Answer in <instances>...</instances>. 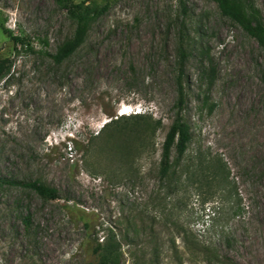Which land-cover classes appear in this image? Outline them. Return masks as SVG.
Segmentation results:
<instances>
[{
    "label": "rangeland",
    "instance_id": "rangeland-1",
    "mask_svg": "<svg viewBox=\"0 0 264 264\" xmlns=\"http://www.w3.org/2000/svg\"><path fill=\"white\" fill-rule=\"evenodd\" d=\"M183 1L185 15L179 0H96L108 8L56 65L50 54L76 26L65 10L56 0H0V58L13 60L0 79V173L58 192L0 196V264H93L110 230L122 240L120 264H264V48L215 1ZM251 2L264 23V0ZM182 18L191 138L181 158L172 151L167 178L159 161L176 111ZM4 29L31 49L14 50ZM122 107L144 116L128 163L112 160L122 136L102 132ZM23 209L36 236L26 235Z\"/></svg>",
    "mask_w": 264,
    "mask_h": 264
},
{
    "label": "trees",
    "instance_id": "trees-1",
    "mask_svg": "<svg viewBox=\"0 0 264 264\" xmlns=\"http://www.w3.org/2000/svg\"><path fill=\"white\" fill-rule=\"evenodd\" d=\"M180 1L181 13L187 14V8L183 0ZM216 2L217 7L221 14L229 17L235 24L239 25L249 36L253 37L257 43L264 48V23L260 19V14L252 4V0H213ZM56 3L66 12L68 18L75 22L76 26L72 35L65 41L60 43L55 52L50 54V58L53 64L60 65L66 60H69L79 48L83 46L86 41L88 34V22L99 14L104 12L108 5L105 2L101 7L96 0H56ZM178 27V40H177V60H176V111L174 119L170 124L168 131L166 132L164 141L161 146V156L159 161V173L160 177H169L171 175V167L176 164L172 161V151L175 150L177 159L181 158L183 153L186 151L189 144L191 134L188 124L186 123L182 114L184 103H185V89L183 85L184 68L185 63L192 53V50L187 47L186 24L185 19L179 20ZM185 29V30H184ZM4 32L13 41L14 50L18 51L22 46L31 49V42L23 36L13 35L11 31L4 29ZM208 63V72L206 77L209 83L213 82L212 74L213 67H211L210 59L206 60ZM13 60L12 58L5 57L0 58V79L8 78L12 69ZM113 116H116L113 118ZM144 117L143 115H120L116 114L111 116L110 121L105 123L103 131L110 132L108 134L111 138L114 135L122 136L121 144L115 139L113 145L110 147L112 154V160L118 155L125 157L123 162H129L131 157L129 150L133 148V136L137 137L144 134L142 127L144 124L137 121L138 118ZM158 124L159 121H156ZM140 138V137H139ZM92 139V138H91ZM91 139H89L91 143ZM71 143L75 146L80 144L75 140L71 139ZM141 145V144H140ZM67 147V144H63ZM70 147V145H69ZM176 159V160H177ZM174 160V161H176ZM13 188H20L22 190H29L38 195L42 200H54L58 197V192L54 187L48 186L45 182L34 179H21L13 174L1 175L0 173V196L6 192H9ZM25 214L20 216V222L22 223L26 235L36 236V228H33V222L31 220V214L29 211L23 209ZM15 211H18L16 209ZM127 227L129 226V220ZM85 226L87 224L85 223ZM127 237V236H126ZM35 238V237H34ZM122 240L118 239L116 235L110 230L109 234L106 235L101 242H96L93 246L92 251L96 254V262L93 264H120L121 257V245ZM88 242V241H86ZM85 243V242H84ZM204 248V249H203ZM197 249V248H195ZM202 249V250H200ZM197 250L206 253V248L202 246ZM143 254V253H142ZM221 264H226L225 260L221 258L219 260ZM228 261V259L226 260Z\"/></svg>",
    "mask_w": 264,
    "mask_h": 264
},
{
    "label": "clouds",
    "instance_id": "clouds-1",
    "mask_svg": "<svg viewBox=\"0 0 264 264\" xmlns=\"http://www.w3.org/2000/svg\"><path fill=\"white\" fill-rule=\"evenodd\" d=\"M119 114H124V115H127L128 112H127V108L126 107H122L118 110Z\"/></svg>",
    "mask_w": 264,
    "mask_h": 264
}]
</instances>
